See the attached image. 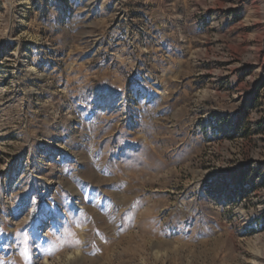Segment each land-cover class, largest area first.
Listing matches in <instances>:
<instances>
[{
	"label": "rangeland",
	"instance_id": "obj_1",
	"mask_svg": "<svg viewBox=\"0 0 264 264\" xmlns=\"http://www.w3.org/2000/svg\"><path fill=\"white\" fill-rule=\"evenodd\" d=\"M0 264H264V0H0Z\"/></svg>",
	"mask_w": 264,
	"mask_h": 264
}]
</instances>
